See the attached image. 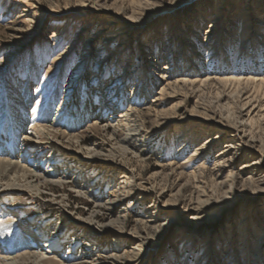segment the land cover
Wrapping results in <instances>:
<instances>
[{
	"label": "rangeland",
	"instance_id": "obj_1",
	"mask_svg": "<svg viewBox=\"0 0 264 264\" xmlns=\"http://www.w3.org/2000/svg\"><path fill=\"white\" fill-rule=\"evenodd\" d=\"M228 78H264V0H0V158L46 177L0 185V257L264 264V86Z\"/></svg>",
	"mask_w": 264,
	"mask_h": 264
},
{
	"label": "bare ground",
	"instance_id": "obj_2",
	"mask_svg": "<svg viewBox=\"0 0 264 264\" xmlns=\"http://www.w3.org/2000/svg\"><path fill=\"white\" fill-rule=\"evenodd\" d=\"M220 3L221 2H219L218 4H220ZM221 7L222 6L219 5L218 9H220ZM243 41H244V39L241 40L240 46L242 45ZM166 69L169 70L170 67L166 66ZM162 77H163V80H166L167 75L162 74ZM225 81L229 82V83L230 82L235 83L238 85L245 84V83L246 84L251 83V84H253V85L255 84L257 86L260 85L261 87L264 86V78H260L259 80H255L254 78H249V79L248 78H243V79L242 78H239V79L228 78ZM175 83H177V82H175ZM186 83H187V81H186ZM167 85H169V84H167ZM20 119H21L20 122L18 121V123L16 124V126H18V127H21V125L24 122L22 117ZM49 129L50 128L43 126V127H39V129L36 130L38 135H39V142L44 144V147H45V145H48V146H50V149H52L51 145L55 144L54 142H56V141L51 142V141L47 140L49 136L50 137L53 136L54 137L53 139H58V137L64 138V137L68 136V134H66V132H57L56 130H52L54 133L53 132L51 133V131ZM69 137H72V136H69ZM217 138H218V136L211 137V138H209L208 142H210V141L213 142ZM230 139H232V138H230ZM234 140L232 139V140L226 141V143L224 145V154L222 155V157L220 159L219 167L226 168V167H229L231 165V158L228 160V159H226V156H228L230 154H232V156L233 155L235 156L238 153L244 152V148H245L244 143L243 142L236 143V142H233ZM9 159L0 158V182H1L0 185L1 184L3 186L5 185L4 187H6V190L9 191L10 195H11V193H16L18 190H21L20 188H23V187H20V184H18L21 181H23L25 183L24 185H27V184L33 185L34 182H38V181L46 179V177L42 176L43 174L40 176L39 174H37L35 172V170H33L30 167L22 164L21 162H19V160L11 161ZM256 169H258V168H256V166H255L254 170L257 171ZM261 172H264V170ZM66 180H68V179H65V180L58 179L57 181L61 182V181H66ZM3 181H6V182L2 183ZM262 181H264V175H263ZM232 183L235 184L234 181ZM17 196H19V195H17ZM16 240H19V242L13 243L14 245H16V247H14V248L12 247L11 244L8 243V246H6V249H5L6 250L5 255L6 254H8V255H7V257L6 256L0 257V264H44V263H49V261L46 260L48 257L46 255L45 251L43 252L40 250H36V251L35 250H31V251L26 250V252H23L20 254L16 253L17 255H15L13 250L17 249V248H21V247L25 246L27 243L25 241V238L23 236H21L20 234L19 235L17 234ZM10 254H12V255H10Z\"/></svg>",
	"mask_w": 264,
	"mask_h": 264
}]
</instances>
